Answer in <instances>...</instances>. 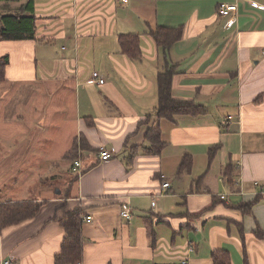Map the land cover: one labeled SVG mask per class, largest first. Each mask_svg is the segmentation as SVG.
I'll return each mask as SVG.
<instances>
[{
  "label": "crops",
  "instance_id": "crops-1",
  "mask_svg": "<svg viewBox=\"0 0 264 264\" xmlns=\"http://www.w3.org/2000/svg\"><path fill=\"white\" fill-rule=\"evenodd\" d=\"M232 2L236 11L219 15L220 5ZM34 15L35 39L0 40V56H9L0 85L7 92L74 86L69 146L83 137L94 151L78 149V157L65 159L67 146L64 169L32 153L34 170L21 173L22 188L13 190L10 151L20 160L29 147L15 140L24 134L23 114L6 102L2 108L0 96V203L43 202L34 217L0 229V264H54L65 233L53 217L76 206L84 237L80 264H214L215 250L226 251L231 264L245 258L264 264V238L254 234L257 226L264 230V0H34ZM157 25L182 28L167 55L175 69L172 94L204 106V114L158 120L156 74L165 62L147 31ZM125 33L139 35V60L121 52L118 36ZM93 71L103 84L89 82ZM77 87L98 94H78ZM157 124L165 146L152 153L144 135ZM101 150L112 156L101 160ZM184 155L190 168L179 172ZM227 165L231 183L223 176ZM46 167L72 177L62 188H47L49 176L40 175ZM34 184L38 194L31 197ZM256 197L251 214L226 206ZM122 202L132 208L129 220L120 215Z\"/></svg>",
  "mask_w": 264,
  "mask_h": 264
},
{
  "label": "trees",
  "instance_id": "trees-1",
  "mask_svg": "<svg viewBox=\"0 0 264 264\" xmlns=\"http://www.w3.org/2000/svg\"><path fill=\"white\" fill-rule=\"evenodd\" d=\"M0 2H3L4 6H6L5 9L0 10V40L18 41L35 39L36 18L34 15V0H0ZM9 2L20 3L16 6L9 7ZM147 31L155 44L161 48L165 62L164 69L156 74L157 108L155 114L158 120H174L176 115L197 116L204 114V106L197 104L191 98H177L172 94V77L175 69L172 66H168L167 55L170 46L181 38L182 28L180 26L167 27L157 25L150 27ZM118 43L121 52L131 60H139L141 58L142 49L138 34H120L118 36ZM8 63L9 56L7 54L0 56V83L6 78V67ZM144 140L147 143L145 148L152 153H159L165 146L158 124L146 131ZM218 146L219 144H214L209 147L207 155L209 161L213 158ZM69 147L64 153L63 158L65 159L78 157V149L94 151L83 137H79L78 139L74 138ZM181 157L182 159L177 169L179 172L186 171L190 168V157L187 155ZM223 176L228 178L229 183L232 182L228 165L223 170ZM200 178L201 176L197 178V181ZM74 180H77V174ZM258 201L259 197H256L252 201H238L229 203L226 206L231 209H237L244 214H251L252 206ZM42 203L34 200H10V202L5 201L0 203V229L22 222L24 219L34 217L39 212ZM81 216L82 210L79 206H76L71 210L53 217L65 233L61 249L54 255V264H77V262L82 260L84 237L81 231ZM240 232L242 235V229H240ZM254 234L256 237L264 238V230L259 226L255 228ZM212 259L214 264H231V258L226 254V251H213ZM245 264H247L246 258Z\"/></svg>",
  "mask_w": 264,
  "mask_h": 264
},
{
  "label": "rangeland",
  "instance_id": "rangeland-1",
  "mask_svg": "<svg viewBox=\"0 0 264 264\" xmlns=\"http://www.w3.org/2000/svg\"><path fill=\"white\" fill-rule=\"evenodd\" d=\"M87 79L92 83L90 75ZM5 87L6 85H0V96L3 98L1 107L3 106L7 109L6 106L9 105L8 107L11 112L14 111L23 114L21 122L24 126V134L21 133L16 136L15 140L24 144L25 147H29L22 152L23 158L20 160H16L20 157L14 158L15 154L13 149L10 151V154H12V159H10L12 165L11 179L12 188L14 190L22 188V182L20 181L22 179L21 173H30L31 170H34V168L28 166L30 161H32V153L42 156V160L47 158L48 162L57 161L61 168H65L66 161L61 160L60 155L62 150L66 149L71 142L70 132L72 131V123L74 122V91L76 88L73 86V91L68 89L67 92H61L60 86L47 89L46 87L40 88L38 86L24 85L22 87L13 86L9 92H7ZM77 88L80 90L78 94H98L92 87V89L86 90H82L79 87ZM6 92L8 94H6ZM5 102L6 106H4ZM41 112L45 116H50L52 119H47L45 116L44 119H41L39 115ZM55 128H58L61 132H56V137L53 138L52 135ZM9 143L13 146L12 139L9 140ZM27 156L29 157L27 158ZM122 159L126 161L124 157ZM45 169V173H41L40 175L49 176L47 178L48 182L44 185L47 188H62L63 181L72 177L69 172L64 174L60 167L58 169L55 167H46ZM51 173H56V176L50 177ZM25 177H30V174ZM31 190L32 191L29 192L31 197L38 194H36V184L32 186Z\"/></svg>",
  "mask_w": 264,
  "mask_h": 264
},
{
  "label": "built area",
  "instance_id": "built-area-1",
  "mask_svg": "<svg viewBox=\"0 0 264 264\" xmlns=\"http://www.w3.org/2000/svg\"><path fill=\"white\" fill-rule=\"evenodd\" d=\"M125 1V0H124ZM250 3L254 6H257L258 3L257 2H254V1H250ZM237 9V4L235 2H232V3H224V4H221L220 7L218 8V13L219 15L221 16H226L228 15L229 13H234ZM91 82H94V83H98V84H103L104 83V78L97 72V71H93L91 73ZM112 156L111 152L107 151V150H101L98 157L101 159V160H107L109 159L110 157ZM81 167H82V162L81 160L78 158V159H74V161L72 162V167H71V170L73 172H75L76 174H79L80 171H81ZM255 184H258L257 181H255ZM163 188H167L169 186V183L168 182H163L162 184ZM220 197L223 199L224 198V195H220ZM153 204V202H152ZM120 215L129 220L132 218V215H133V211H132V208L131 206L126 203V202H122L121 204V211H120ZM84 220L85 221H89L91 219V216L90 215H87V216H84ZM183 264L185 263V260L182 261ZM11 263V259H7L5 260L2 264H10ZM77 264H80V262H77Z\"/></svg>",
  "mask_w": 264,
  "mask_h": 264
}]
</instances>
